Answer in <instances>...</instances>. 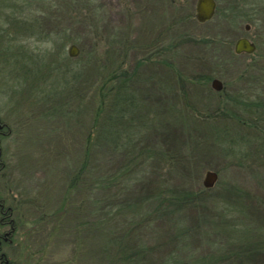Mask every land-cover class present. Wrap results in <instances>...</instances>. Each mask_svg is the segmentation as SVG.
I'll return each instance as SVG.
<instances>
[{"label":"rangeland","instance_id":"1","mask_svg":"<svg viewBox=\"0 0 264 264\" xmlns=\"http://www.w3.org/2000/svg\"><path fill=\"white\" fill-rule=\"evenodd\" d=\"M197 1L0 0V32H11L0 33V200L3 210L12 209L8 220L17 229L13 243L3 248L10 261L127 264L124 248L138 260L132 264H192L205 258L264 264V157L255 144L244 143L264 138V106L252 117L243 115L245 124L233 117L221 121L220 96L211 83L204 85L211 75L229 93L244 91L264 105V60L204 45L216 35L212 24L197 22ZM73 45L80 51L71 57L76 66L91 60L78 80L87 101L78 122L75 80L54 97L49 81L31 89L29 78L25 82L9 72L32 61L47 65L48 51L68 55ZM7 46L17 48L15 54L4 56ZM14 59L15 64L6 63ZM125 72L127 95L143 106V132L129 152L96 153L82 176L85 186L75 192L79 146L106 98L99 88L113 74L124 80ZM51 74L63 90L68 74ZM219 120L241 133V144H247L243 160L226 157L215 143L218 133L211 129ZM209 171L218 174L210 189L204 186ZM98 176L117 181L95 190L90 181ZM128 204L137 209L134 216L117 214ZM98 219L108 220L104 236L81 231L93 244L79 260L76 226ZM1 221L0 207V234L10 231V223L3 228ZM113 239L116 245L105 253L103 245Z\"/></svg>","mask_w":264,"mask_h":264},{"label":"trees","instance_id":"2","mask_svg":"<svg viewBox=\"0 0 264 264\" xmlns=\"http://www.w3.org/2000/svg\"><path fill=\"white\" fill-rule=\"evenodd\" d=\"M18 23L27 24L24 21L19 20ZM20 24L17 25V28H19ZM25 29V28H24ZM26 31V30H24ZM3 32V33H2ZM11 33L10 30L3 31L1 29V34ZM7 34L3 38H8ZM16 41H13L12 44H14ZM204 43V41H202ZM9 44V45H12ZM15 48L14 46H7L4 48L2 53L6 52L4 56H7V54H15ZM20 48V47H19ZM1 50V48H0ZM22 49H20L18 52H21ZM24 54V52H23ZM15 56V55H13ZM47 56L49 61L47 65L41 66L38 64V62L32 61V65L29 64L31 62L30 59H25L26 63H28L30 66L23 67V69H20L19 67L12 68L9 72L13 76L16 74H20L21 77H23L25 82L27 81V78L30 79V88H36L37 83L39 81H49L48 86L50 87V92L54 93L55 96L60 97L64 92L69 90L70 84L75 80V121H79L81 116L83 115L85 104H86V96L79 93L77 87L79 84L78 80H82L83 76L87 74L88 66L91 65L89 60L87 62V65H84L83 67H78L74 64L73 59L69 57V54L62 52V50L59 49L58 53H54L52 51H48ZM24 58V57H23ZM17 62L16 59L13 60V62L6 61V63L15 64ZM22 62V61H21ZM142 62L139 63L141 65ZM26 64H22L21 66H24ZM56 65V66H55ZM53 71H56L59 73L60 71L68 74V77L63 75V90H59L57 87L58 81L57 79L53 81V78L51 77V73ZM128 74L125 72V74H122L121 78L124 80H120V76L112 75L109 79H106L105 82L101 85L99 89L103 90L105 89V97L107 98L110 93L114 96L111 100L109 98L104 101H101L100 109L97 110L96 115L94 116V124L92 127L90 126V131L85 138V140L82 142L80 149L82 150V161H79L78 165L75 166V192L79 191L80 188L84 187V180H82V176L86 173L88 174V170L92 166L93 158L96 153H106V152H124L128 151L130 149H133L134 144L136 143L137 137H139L143 130V124H146V121L143 120V118H140L139 115L141 109L143 106L140 102L137 101V99L134 97H130L127 95L126 92V86L128 82H126L127 79L125 77ZM209 78V79H208ZM119 79V80H118ZM207 80H211V77L205 78ZM205 81V80H204ZM104 92V91H103ZM59 94V95H57ZM52 97V96H51ZM53 99V98H52ZM107 101V102H106ZM52 102V100H51ZM97 109V107H96ZM220 113L219 119L221 121H225L227 117L234 118L237 120L238 123H246V119H243L241 116L237 117L236 113L232 112L230 109L223 110ZM244 113V111H243ZM73 114V113H72ZM251 115V114H249ZM219 122L213 127V122L210 124L213 128L212 133L213 135L217 134V137L213 138L215 143L218 145H221V149L224 151V155L230 159L234 160H243L244 159V148L247 146L242 145L241 140L243 137L239 138V135L241 134L239 131L234 133L230 128L228 129L226 125L221 122ZM222 123L223 125H221ZM249 130L254 129L255 131V125L253 123H247ZM256 133V131H255ZM258 133V130H257ZM256 141H252L250 138L248 141L244 143H248V145L252 146L253 144L256 145L257 148V155L264 157V138H256ZM241 141V142H240ZM241 144V145H240ZM243 146V149H242ZM129 152V151H128ZM247 157H250L253 155V153L250 151V153L246 154ZM242 158V159H241ZM93 160V161H92ZM117 180L111 177H93L90 181V184L93 185L95 190L104 189L110 184H114ZM0 204H2V201L0 200ZM126 215V216H134L137 213V209L133 207L132 205L128 204V207L125 209H120L117 214ZM10 211L7 209L6 211L2 209V217L10 218ZM9 217V218H8ZM108 220L98 219L97 221L92 222H86L82 223L78 226H76L75 232H77L78 240L80 246H78L79 251L81 252V255L79 257V260L82 259L83 251H87V253L91 252V247L93 244V239L90 236V234L84 233L80 237L81 231L89 232H97L101 233L100 235L104 236V230L103 227L108 226ZM236 227V226H235ZM114 241L108 240L105 245H103V248L105 250V253H108L111 249H109V245L113 246L115 242V245L117 243L116 239H113ZM78 256V255H77ZM122 256L123 261H126L127 264H132L133 261H138L133 259L134 257L130 256V253L126 251L124 248H122ZM85 257V255L83 256ZM75 258L71 261V264H74ZM135 262V263H136ZM175 262V261H174ZM170 264H183L182 261L178 263H170ZM192 264H218L217 261H215L214 258L211 259H198L196 261H193Z\"/></svg>","mask_w":264,"mask_h":264},{"label":"flooded vegetation","instance_id":"3","mask_svg":"<svg viewBox=\"0 0 264 264\" xmlns=\"http://www.w3.org/2000/svg\"><path fill=\"white\" fill-rule=\"evenodd\" d=\"M215 2V12L212 18L204 23H200L197 20V4L195 18L200 24H212L214 38H209L204 41V45L218 46L224 51H228L233 57H251L256 60H264V50L262 51L261 45L264 43V0H213ZM198 3V1H197ZM241 41H246L254 46V50L251 53L237 52V45ZM211 80H207L209 85L216 94L220 97L219 109L228 110L236 113L237 117L247 115L252 117L255 111L260 110L264 105L261 101L253 100L250 94L241 91L239 94H232L226 90L224 83L221 80L216 79L213 76ZM244 75L241 79L243 81ZM218 80L221 82V89L216 90L213 87V82ZM240 80H238L239 82ZM241 81V82H242ZM240 82V83H241ZM244 111V113H243ZM251 114V115H249ZM236 120V119H235ZM1 213L3 205L0 204ZM11 213V208L8 209ZM11 215V214H10ZM10 217V216H9ZM8 217V218H9ZM10 223V231L0 234V264H17L10 261L6 253L3 252L5 246L13 243L10 237L15 236L17 229L13 220H8L2 217L1 225L5 228V225Z\"/></svg>","mask_w":264,"mask_h":264},{"label":"water","instance_id":"4","mask_svg":"<svg viewBox=\"0 0 264 264\" xmlns=\"http://www.w3.org/2000/svg\"><path fill=\"white\" fill-rule=\"evenodd\" d=\"M215 2L213 0H198L197 3V20L200 23H204L208 20H210L215 12ZM254 50V46L249 44L246 41H241L237 45V52H248L251 53ZM80 51L76 45H73L69 49V55L70 57H77L79 55ZM213 87L216 90L221 89V82L218 80H215L213 82ZM1 129V127H0ZM218 180V174L213 171H209L206 174L205 180H204V186L208 189L213 188Z\"/></svg>","mask_w":264,"mask_h":264}]
</instances>
